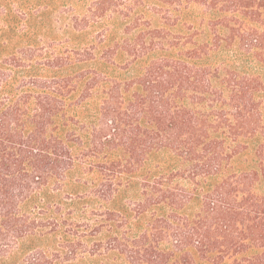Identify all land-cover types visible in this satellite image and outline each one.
Returning a JSON list of instances; mask_svg holds the SVG:
<instances>
[{
	"label": "trees",
	"instance_id": "1",
	"mask_svg": "<svg viewBox=\"0 0 264 264\" xmlns=\"http://www.w3.org/2000/svg\"><path fill=\"white\" fill-rule=\"evenodd\" d=\"M0 264H264V0H0Z\"/></svg>",
	"mask_w": 264,
	"mask_h": 264
}]
</instances>
